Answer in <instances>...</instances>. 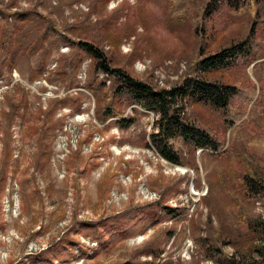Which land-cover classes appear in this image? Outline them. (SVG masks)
<instances>
[{
  "label": "rangeland",
  "instance_id": "obj_1",
  "mask_svg": "<svg viewBox=\"0 0 264 264\" xmlns=\"http://www.w3.org/2000/svg\"><path fill=\"white\" fill-rule=\"evenodd\" d=\"M206 1L0 0V264H46L42 251L60 250L57 241L72 223L101 221L105 229L137 211L149 214L132 220L142 223L137 233L99 248L94 236L70 231L80 244H66L64 257L49 264H264L254 250L264 238L251 230L264 221V188L249 194L243 184L247 176L264 186V154L249 145L264 133V58L223 77L260 97L251 104L233 98L242 112L236 124L226 126L205 105L185 104V114L222 145L192 156L173 138L177 165L144 145L153 113L127 105L123 116L136 118L128 128L113 118L97 122L88 88L103 82L107 105L114 78L63 41H89L132 75L169 88L181 74L196 75L201 53L242 39L252 23L264 45V0H241L236 10L223 4L203 19ZM47 24L61 34L45 36ZM13 53L18 58L8 70ZM77 92L80 111L71 100L60 102ZM163 205L178 206V214L160 212Z\"/></svg>",
  "mask_w": 264,
  "mask_h": 264
},
{
  "label": "trees",
  "instance_id": "obj_2",
  "mask_svg": "<svg viewBox=\"0 0 264 264\" xmlns=\"http://www.w3.org/2000/svg\"><path fill=\"white\" fill-rule=\"evenodd\" d=\"M240 2L241 0H207L202 11V18L211 17L223 4L228 5L232 10H236L240 7ZM45 27L43 34L47 37L53 34H61L60 31H57L48 24ZM193 29L194 33H198L197 28ZM63 41L72 47H76L84 55L89 56L95 62L96 69L114 78L115 84L113 83L112 86L114 89L113 98L107 105L102 104L103 94L100 88L103 86V82H98L97 85L95 84L88 88L96 99L94 114L97 122L104 123L106 120L113 118L120 129L128 128L135 122L136 118L130 114H127L128 116L125 117L123 116L126 110L124 107H127V105H136L153 113L152 131L148 134V141H145L146 138H144V145H152L163 159L172 164L181 165L179 153L171 143L173 138L178 137L184 144L189 146V149L193 150L192 156L194 151L198 149L218 150L222 145V139L218 138L212 130L200 125L185 114L187 104L192 106L198 104L207 106L229 127L239 122L242 115V112L232 105L234 97L242 96L241 101L247 104L254 103L258 98L260 100L254 87L244 89L245 87L243 86L223 80V77L229 70L233 71L235 68L245 70L252 64H254L253 68L263 64L264 60L261 62L259 60L264 58V45L256 40L253 23L242 39L231 41L226 46L209 54L201 53L200 56L202 58H199L193 65L196 75L181 74L177 83L169 88H156L149 82L132 75L129 70L116 65V62L106 52L89 41H72L69 38H64ZM17 58V53H13L7 58L5 65L8 70H11ZM43 66L44 64H42L41 69ZM63 69L68 71L70 64L66 63ZM74 86H78V84L76 83ZM82 97L83 93L77 92L73 96H67L60 102L67 104L71 100L76 107L74 108L79 110ZM105 98H107V95ZM249 145L254 151L264 154V133L256 136ZM2 175L4 176L5 173ZM243 184L249 194L260 193L261 189L264 188L259 182L247 176L243 177ZM163 206V208L157 207L160 212L168 210L166 212L168 215L174 216L178 214L177 210H175L178 206L174 210L169 205ZM153 213L150 216H153ZM134 218L137 221H146L149 219V214L148 212L137 211L125 218L116 219L115 217L112 222L106 225L105 229L101 221L89 223L88 221L78 220L72 223L71 227L67 230L66 239L65 237H61L57 241L58 244L60 243V250L56 251L57 249L48 248L43 250L41 255L46 256L45 263L49 264L54 257H64L67 245L80 244L77 240L68 238L70 231L78 234L82 232V236L88 234L94 236L100 248L102 245H106L110 238H124L129 234H135L140 231L142 223L138 225L137 223H132ZM255 223L257 226H251V230L257 233L258 239H263L264 221L260 219L259 223L256 221ZM125 224L129 226L124 227ZM106 233H110L109 238H105L104 235ZM62 242L65 243L64 246L61 245ZM256 244L254 250L261 256L264 262V245ZM82 246L81 248L85 252L88 247ZM61 250L64 252H61Z\"/></svg>",
  "mask_w": 264,
  "mask_h": 264
},
{
  "label": "bare ground",
  "instance_id": "obj_3",
  "mask_svg": "<svg viewBox=\"0 0 264 264\" xmlns=\"http://www.w3.org/2000/svg\"><path fill=\"white\" fill-rule=\"evenodd\" d=\"M178 171H181L183 173L185 169L183 167H178Z\"/></svg>",
  "mask_w": 264,
  "mask_h": 264
}]
</instances>
